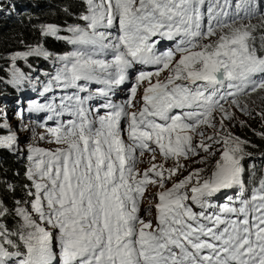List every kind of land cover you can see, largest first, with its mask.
Instances as JSON below:
<instances>
[{
  "label": "snow or ice",
  "instance_id": "obj_1",
  "mask_svg": "<svg viewBox=\"0 0 264 264\" xmlns=\"http://www.w3.org/2000/svg\"><path fill=\"white\" fill-rule=\"evenodd\" d=\"M79 8L75 24L40 27L72 50L29 45L0 76L43 97L28 111L56 121L38 125L56 145L45 149L21 147L23 108L21 123L0 119V154L27 161L23 196H0V264H264V175H246L250 142L225 124L237 111L264 121V108L241 100L264 93V0ZM30 57L51 60L43 80L17 67ZM117 90L127 93L119 102ZM217 151L210 168L183 162L207 165ZM146 198L155 203L141 215Z\"/></svg>",
  "mask_w": 264,
  "mask_h": 264
},
{
  "label": "trees",
  "instance_id": "obj_2",
  "mask_svg": "<svg viewBox=\"0 0 264 264\" xmlns=\"http://www.w3.org/2000/svg\"><path fill=\"white\" fill-rule=\"evenodd\" d=\"M66 8L67 11L64 10ZM79 11V0H0V69H3L0 76H4L10 70L7 63L10 54L27 50L29 45L41 43L54 55L70 51L71 47L64 41L42 37L40 27L48 23L62 27L75 24L78 22ZM27 61L28 65L25 61H18L17 67L25 72H29V65L41 69L43 73L51 71L50 59L30 57ZM30 93L29 89L20 91L8 84H0V105L5 106L0 107V114H3L0 119L5 120L10 116L9 109L15 111L20 101H27L26 98L34 95ZM17 115L18 112L15 116ZM254 131L245 134L246 140L250 142L246 146V152L250 155L245 157L243 163L246 175L250 174L253 179L258 180L264 175V138ZM261 132H264V129ZM26 165L27 161L23 156L8 152L0 154V181H7L18 189L15 194L8 193L5 190L6 185L0 183V196H7L9 204L23 196V185L27 182L24 177Z\"/></svg>",
  "mask_w": 264,
  "mask_h": 264
},
{
  "label": "rangeland",
  "instance_id": "obj_3",
  "mask_svg": "<svg viewBox=\"0 0 264 264\" xmlns=\"http://www.w3.org/2000/svg\"><path fill=\"white\" fill-rule=\"evenodd\" d=\"M253 23H256V21H253ZM61 34H66V33H61ZM71 47L72 50V46L69 45ZM26 65H28V61H25ZM35 70V71H32ZM28 71H31L32 75H37L40 74L41 75V80L44 79L43 76V72L41 69L36 68V67H31V69H29L28 67ZM34 91H31L30 94H33ZM36 94L30 96L31 98H26L28 101H20L19 102V107L14 111H12V108L9 109L10 116H8L5 120L13 125H16L18 123H21V119L20 116L17 115V117L15 116V114H17L18 109L23 108L24 109V113H29L28 111V107L31 104L32 100L37 99V98H33ZM264 95V93H256L253 94L251 97H241V100H249V101H255V104L251 105L252 107H255L258 111L261 110L262 108H264V104L261 103L259 97ZM28 102V103H27ZM41 103H43L42 101H40ZM227 106V105H226ZM1 108H4L5 106L0 105ZM9 108V107H8ZM6 112V109H5ZM31 113V112H30ZM219 115V113H217V116ZM253 116L255 117L253 118H249L247 116L242 115L239 111L236 112V119L229 122V121H225V124L228 128L229 131H231L234 135L241 137L242 139L246 140V135L245 134H251L256 128V131L254 132H261L264 129V121H262L260 119L259 116H256L255 113H253ZM29 120H32L31 117L28 116H24L23 119V123H27L29 125V130L28 131H23L21 133V138L24 140V144L21 145V147H26V145L28 144H34L38 147L41 148H54L56 147V145L49 143V140L51 139V137L45 132V129L42 127H39L36 123L30 122ZM39 121V120H38ZM240 121H246V125H241L239 122ZM32 129H35V132L32 131ZM214 130L213 129H206V134H211ZM43 134L45 136V139L41 140L39 139V135ZM219 145H214L215 149H219ZM219 151H217V155L215 157H211L208 161L207 165H196V164H192V162L189 161H183L184 163H186L189 166V169L191 168H195V167H211V165L214 163L215 159H217L219 157ZM201 155H204L203 153H201ZM150 159V157H147L146 162L143 166V168H146L149 166V164L147 163V161ZM160 157H157V160L159 161ZM195 159H199V157H196ZM172 162L169 161L168 164L170 165ZM167 166V165H166ZM187 173L185 172L184 175H186ZM169 187L171 186L170 184L168 185ZM156 189L155 188H151L149 190V192H155ZM149 203H155V201H149L147 198L144 202V207H146ZM153 215H155V209H153Z\"/></svg>",
  "mask_w": 264,
  "mask_h": 264
}]
</instances>
